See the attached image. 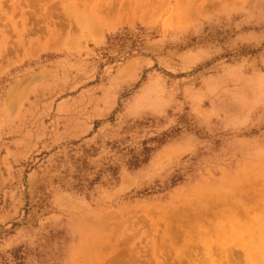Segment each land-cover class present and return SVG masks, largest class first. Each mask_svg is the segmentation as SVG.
Segmentation results:
<instances>
[{"label": "rangeland", "instance_id": "rangeland-1", "mask_svg": "<svg viewBox=\"0 0 264 264\" xmlns=\"http://www.w3.org/2000/svg\"><path fill=\"white\" fill-rule=\"evenodd\" d=\"M259 227L264 0H0V264H227Z\"/></svg>", "mask_w": 264, "mask_h": 264}, {"label": "bare ground", "instance_id": "bare-ground-1", "mask_svg": "<svg viewBox=\"0 0 264 264\" xmlns=\"http://www.w3.org/2000/svg\"><path fill=\"white\" fill-rule=\"evenodd\" d=\"M104 7L105 6H103V8ZM106 7H108V6H106ZM107 9H105V11ZM109 9H111V7H109ZM223 198L225 199V197H223ZM224 199L223 200L222 199H219V200L220 201L222 200L224 203H226L225 201L227 199H225V200ZM216 200L217 199H215V203H216ZM204 204H205V202H204ZM246 231H251L250 233H252V234L255 233L252 227H247V226H245L243 224H240V223L239 224L238 223L237 224H226V225L225 224H219V229L217 231V236L221 235V237H223V236H227V235H232L233 233H240V234H242V233H244ZM257 231L259 233L258 234L259 235L258 236V241L260 242L257 245L254 244V243H240V242H235V240H234L233 244L231 243V245L222 244V243H216L217 244L216 245L217 246L216 249H218V248H224V249H226V251L229 254V256H231L230 257V260L227 261V264H242L238 260V258H240V255H241L240 254V251L243 252V254L245 255V261H244L243 264H264V227L257 228ZM203 246L205 247V249L207 250V252L209 253V255L204 260H202L201 262L200 261H194L192 259H187L190 262V264H194V263L195 264H207L212 259V253H213V250H214L213 246L210 243H207V242H203ZM151 249H152L151 252H154L155 253L156 252V249H157V245L156 244H154V246L152 245L151 246ZM253 255H260V256H262L261 257V261L260 262L259 261H256V260H255V262L252 261V258H254ZM158 262L160 263V261H158ZM212 262H213V260H212ZM217 263L218 264H225L223 260H220L219 262L216 261V264ZM160 264H167V263H165V260H164V262H162Z\"/></svg>", "mask_w": 264, "mask_h": 264}]
</instances>
